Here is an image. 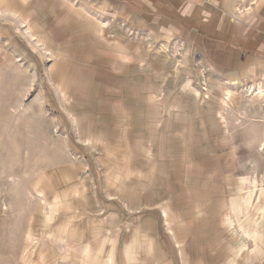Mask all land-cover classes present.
<instances>
[{
  "label": "rangeland",
  "instance_id": "obj_1",
  "mask_svg": "<svg viewBox=\"0 0 264 264\" xmlns=\"http://www.w3.org/2000/svg\"><path fill=\"white\" fill-rule=\"evenodd\" d=\"M13 1L0 264H264V97L250 95L263 77L225 79L121 0H25L35 29ZM208 153L236 161L226 181Z\"/></svg>",
  "mask_w": 264,
  "mask_h": 264
},
{
  "label": "crops",
  "instance_id": "obj_2",
  "mask_svg": "<svg viewBox=\"0 0 264 264\" xmlns=\"http://www.w3.org/2000/svg\"><path fill=\"white\" fill-rule=\"evenodd\" d=\"M121 1L144 18L158 35L178 34L186 38L187 48L198 52L206 67L221 72L225 79L237 82L264 79V0ZM20 2L13 1L12 13L21 24L35 29L30 14L23 12L26 1ZM110 78L108 73L98 76L103 81ZM228 156L222 155V159L213 153L202 155L208 157L203 167L211 173L212 180L226 181L232 175L236 161Z\"/></svg>",
  "mask_w": 264,
  "mask_h": 264
},
{
  "label": "bare ground",
  "instance_id": "obj_3",
  "mask_svg": "<svg viewBox=\"0 0 264 264\" xmlns=\"http://www.w3.org/2000/svg\"><path fill=\"white\" fill-rule=\"evenodd\" d=\"M250 87V86H249ZM250 95H251V97L253 98V99H258V98H260V97H264V86L262 85V84H260V83H258V84H255V86L254 87H252V89H251V91H250ZM245 100V99H244ZM223 104H225L224 102H223ZM225 106V105H224ZM247 106V105H246ZM227 107V106H226ZM225 107V108H226ZM219 115H220V120L222 121L224 118H223V116H222V112H220L219 113ZM264 122V121H263ZM224 123V122H223ZM246 192V191H245ZM249 194V193H248ZM263 195H264V190H260V192H259V196H258V200H260V198L261 197H263ZM261 217V216H260ZM228 218H227V216H226V218H225V222H226V220H227ZM254 233H256V232H254Z\"/></svg>",
  "mask_w": 264,
  "mask_h": 264
}]
</instances>
